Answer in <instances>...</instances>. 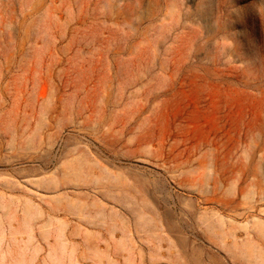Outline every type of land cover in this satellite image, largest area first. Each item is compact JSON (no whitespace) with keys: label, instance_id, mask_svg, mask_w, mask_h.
<instances>
[{"label":"rangeland","instance_id":"rangeland-1","mask_svg":"<svg viewBox=\"0 0 264 264\" xmlns=\"http://www.w3.org/2000/svg\"><path fill=\"white\" fill-rule=\"evenodd\" d=\"M0 264H264V0H0Z\"/></svg>","mask_w":264,"mask_h":264}]
</instances>
